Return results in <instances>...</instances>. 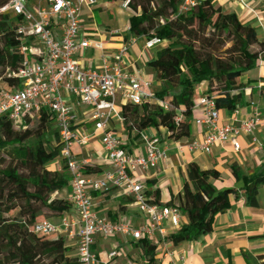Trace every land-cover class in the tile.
Listing matches in <instances>:
<instances>
[{
    "label": "trees",
    "instance_id": "1",
    "mask_svg": "<svg viewBox=\"0 0 264 264\" xmlns=\"http://www.w3.org/2000/svg\"><path fill=\"white\" fill-rule=\"evenodd\" d=\"M9 0H0V8ZM128 1L130 35L165 42L155 57L146 63L160 84L155 97L169 103L161 105L127 103L120 115L128 130L140 133L147 129H164L167 137L180 141L189 136L197 87L207 84L205 96L213 98L218 111L232 113L242 101L243 85L238 79L253 69L264 56V40L256 30L243 24L234 13L225 12L210 0H204L186 13H179L182 0H109ZM17 19L0 14V89L14 90L20 80L13 77L21 60V41L16 35ZM37 125L28 128V119L18 130L0 117V264H79L65 239L58 235L34 233V225L50 216H58L70 208L69 203L53 195L69 183L60 144L50 117L40 112ZM179 119L176 122V119ZM5 154L9 159L1 157ZM61 161V170L47 166ZM93 173L96 168L83 167ZM240 188H227L219 193L213 181L219 179L214 170H201L195 163L186 169L183 194L178 204L187 223L181 225L167 241L177 246L195 241L212 231L213 219L230 207V197L243 196L250 207H257L258 188L264 185V173L241 176L232 167ZM150 203L158 204L157 191L146 192ZM145 256H154L156 246L139 241ZM264 264V256L260 257Z\"/></svg>",
    "mask_w": 264,
    "mask_h": 264
},
{
    "label": "built area",
    "instance_id": "2",
    "mask_svg": "<svg viewBox=\"0 0 264 264\" xmlns=\"http://www.w3.org/2000/svg\"><path fill=\"white\" fill-rule=\"evenodd\" d=\"M33 1L9 0L0 8V14L17 19L15 31L21 41L22 55L17 71L12 73L20 80V85L14 90L0 89V117L17 126L40 112L50 117L60 144V158L69 175L68 203L79 225L75 234L76 257L79 264H98L97 255L92 251L95 237L107 239L119 235L137 242H149L154 241L157 234L165 237V223L175 230L182 225L183 214L178 205L150 203L143 186L136 180L137 174L156 169L168 159V147L159 138L153 137L146 140L143 155L131 156L124 149L121 139L109 128L112 119L123 121L120 109L127 103H154L164 110L172 107L155 97L152 81L142 79L138 71H129L125 67L123 60L139 39L130 35V27L123 30L130 38L115 50L111 60L101 56L99 69L82 68L80 57L84 52L104 51L102 41L81 34V8L94 6L96 0H39L35 3V15H32L27 6ZM202 1L182 0L178 11L186 13ZM237 1L242 9H249L250 1H258L264 6V0ZM122 7L128 9V1L122 2ZM122 34L121 31L111 32L112 36ZM163 43L156 38H145L144 49L149 50ZM66 97H73L75 106L88 110L94 130L101 133L100 143L111 166V171L105 173L102 179L86 178L81 163L72 155V149L85 145L89 137L75 128L77 116ZM237 109L231 114H236ZM193 110L201 115L198 123L205 128L204 137L201 141L179 144V150L185 148L191 154L210 155L215 147L229 145L238 151L239 136L249 137L252 143H257L255 132L260 123V114L256 107L246 119L222 126L218 125L219 111L213 98L200 94ZM110 187L130 196L144 215L145 221L138 228L123 221L108 222L95 213L91 193ZM67 228L66 219H62L59 225L42 220L34 225L33 231L41 235L67 232L72 236ZM117 255V251H112L107 258L112 260Z\"/></svg>",
    "mask_w": 264,
    "mask_h": 264
},
{
    "label": "crops",
    "instance_id": "3",
    "mask_svg": "<svg viewBox=\"0 0 264 264\" xmlns=\"http://www.w3.org/2000/svg\"><path fill=\"white\" fill-rule=\"evenodd\" d=\"M210 1L225 12L234 13L243 24L251 25L257 32L258 40H264V6L258 1L248 2L249 9H242L237 0ZM95 12L106 15L110 20L113 13L120 14L124 18L122 29L117 26L116 28L112 26L99 28L94 21ZM81 14V34L84 37L102 41L104 44L102 53L92 50L84 52L80 57L81 66L84 69H99L102 65L101 56L111 60L115 50L130 38L123 30L130 26L133 13L129 9H124L122 2L96 0L94 6H83ZM114 31H121L123 34L112 36L111 32ZM144 42L145 37L139 38L128 51L123 62L129 71H138L142 79L152 81L153 87L158 86L154 81V73L146 66V63L153 59L156 52L166 43L146 50ZM238 82L243 85V88L242 101L237 113L232 115L219 111L218 125L237 124L249 117L255 107L260 114V123L255 132L257 143H252L249 137L239 136L238 151H234L229 145L215 147L210 155L191 154L185 148L179 150L177 148L179 144L201 141L204 137L205 128L198 123L201 115L197 110H193L189 136L180 141L169 139L164 129H147L137 133L128 130L124 122L116 118L109 122L111 132L121 139L124 149L131 156L143 155L146 140L153 137L159 138L161 143L168 147V159L165 162L156 169L136 175V180L143 186V192L157 191L159 205L172 206L180 203L186 169L190 163H195L201 170H214L219 174V179L213 181L217 191L240 188L244 185L242 179L234 178L232 167L245 177L264 173V56L253 69L243 74ZM206 88L205 82L197 87V100ZM66 98L77 116L75 128L89 137L85 145L72 149V155L78 163H81L82 173L86 178L102 179L105 173L111 171V166L106 160L100 143L101 133L94 130L89 120L88 110L75 106L73 97ZM83 167L96 168L98 172L93 173L90 170H84ZM47 169L60 171L61 161L57 160L49 164ZM91 196L95 204V213L108 222L123 221L138 228L145 221L144 215L134 205L132 198L118 188L110 187L105 191L92 192ZM54 197L68 202L69 183L63 190L55 193ZM49 218L55 225H59L62 219H66L68 232L71 231L72 236H69L67 232L58 235L65 239L72 255L76 256L75 234L79 225L73 209L70 207L62 214ZM181 221L182 225L186 224L187 218L183 215ZM164 228L166 231L164 238L157 234L154 241H149L156 246L152 259L145 256L140 242L119 235L107 239L95 237L92 251L97 255L98 264H261L260 257L264 256V185L258 188L257 207L248 206L243 196L230 197L229 209L214 217L211 233L195 241L174 246L167 241V237L176 230L169 223H165ZM112 251H117L118 255L108 260L107 256Z\"/></svg>",
    "mask_w": 264,
    "mask_h": 264
},
{
    "label": "rangeland",
    "instance_id": "4",
    "mask_svg": "<svg viewBox=\"0 0 264 264\" xmlns=\"http://www.w3.org/2000/svg\"><path fill=\"white\" fill-rule=\"evenodd\" d=\"M38 1L39 0H34L30 4H28V6H27L28 10L30 11V13H32V15H35V8H36L35 3H37ZM94 21L97 24V26L101 29H104L105 26H112V28H116V26H117V28L122 29V26L124 23V18L120 14L115 12V13H113V17L110 20L106 15H100L99 12H95L94 13ZM155 82L158 84V86L155 85L152 89H153V91L156 92L159 90L160 84L157 81H155ZM206 87H207V84H206ZM36 125H37V118L36 117H33L32 119H28V126H27L28 128L33 129ZM22 126H23V124L21 126L13 125V129L18 131ZM54 132H55V130H54L53 126L51 125L49 128V132H48V136H49V139L51 141H53V139H54ZM1 157H3V159H5V160L9 159L3 153H1ZM223 191H224V189H221V191H219V193H222ZM46 219L54 223V221L51 220L49 217Z\"/></svg>",
    "mask_w": 264,
    "mask_h": 264
}]
</instances>
